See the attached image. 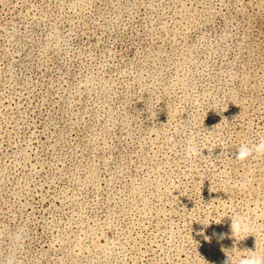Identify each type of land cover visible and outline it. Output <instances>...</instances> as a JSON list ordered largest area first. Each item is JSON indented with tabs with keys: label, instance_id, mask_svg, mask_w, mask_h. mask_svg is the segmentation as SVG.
<instances>
[{
	"label": "rangeland",
	"instance_id": "374dc122",
	"mask_svg": "<svg viewBox=\"0 0 264 264\" xmlns=\"http://www.w3.org/2000/svg\"><path fill=\"white\" fill-rule=\"evenodd\" d=\"M261 136L264 0H0V264L264 254Z\"/></svg>",
	"mask_w": 264,
	"mask_h": 264
},
{
	"label": "clouds",
	"instance_id": "9594fccd",
	"mask_svg": "<svg viewBox=\"0 0 264 264\" xmlns=\"http://www.w3.org/2000/svg\"><path fill=\"white\" fill-rule=\"evenodd\" d=\"M179 132V129H176ZM169 141L174 139L173 136L168 137ZM202 155L197 134L189 133L188 138L185 141L184 148V158L187 161H191L194 157H199ZM264 155V136L259 138L256 143H241L237 150V155L235 160L237 161H247L250 157ZM251 184V180H244L239 182L241 189H247ZM259 207V206H258ZM232 224V234L236 241H240L237 237L243 236L244 239L250 235H245L254 231L253 222L249 215L245 213H236L231 217ZM13 244H19L23 240L22 230H18L16 233L10 236ZM227 257L225 264H264V254H258L255 251H238L242 255L238 258L233 255V250L222 249ZM5 264H16V259L14 255H10Z\"/></svg>",
	"mask_w": 264,
	"mask_h": 264
}]
</instances>
